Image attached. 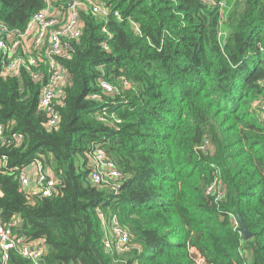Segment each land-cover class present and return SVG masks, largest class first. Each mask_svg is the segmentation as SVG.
<instances>
[{
  "label": "trees",
  "instance_id": "trees-1",
  "mask_svg": "<svg viewBox=\"0 0 264 264\" xmlns=\"http://www.w3.org/2000/svg\"><path fill=\"white\" fill-rule=\"evenodd\" d=\"M213 2L96 0L105 16L81 9L74 52L58 59L69 83L56 130L38 109L45 79L0 75V124L21 137L0 148V217L18 236L45 241L44 264H264V0ZM44 9V0H0V24L22 32ZM98 149L123 176L116 193L88 180ZM32 164L52 172V196L19 190ZM215 180L225 193L217 201L206 192ZM99 213L128 234L126 251L104 249ZM8 264L33 263L10 252Z\"/></svg>",
  "mask_w": 264,
  "mask_h": 264
},
{
  "label": "built area",
  "instance_id": "built-area-1",
  "mask_svg": "<svg viewBox=\"0 0 264 264\" xmlns=\"http://www.w3.org/2000/svg\"><path fill=\"white\" fill-rule=\"evenodd\" d=\"M45 9L34 14L24 31L11 32L0 24V75L3 78L21 77L22 73H28L34 82L45 79L40 91L38 109L46 116L45 128L53 131L58 128L60 114L56 108L62 104V89L69 83L68 75L62 68L58 59L69 60L74 52L73 41L81 35L82 22L79 17L81 9L91 8L93 14L105 16L106 9L97 5L95 0H65L67 7L60 5L61 0H44ZM207 4H214L213 0H203ZM225 2L220 3L224 9ZM116 18L119 16L115 14ZM219 35H222L220 33ZM44 68L47 76L44 77ZM102 94H110L113 88L106 81L99 82ZM121 87L129 88L126 81L121 82ZM91 100L98 101L99 94H92ZM21 145V137L10 138L5 135V127L0 124V148ZM208 142H204L200 150L206 151ZM92 168L88 174V180L94 187H103L113 193L118 191L123 180L122 174L114 165L106 160L101 149L91 155ZM18 174L19 190L24 192L27 198L33 196L50 197L56 193L57 181L50 170H43L39 164H32ZM8 159L0 155V171H7ZM29 172H31L29 174ZM221 184L215 180L207 188V193L212 194L215 200L223 199L225 193ZM99 218L104 225L103 247L106 251L116 249L124 252L128 249L129 236L117 226L114 221L108 223L102 213ZM13 222H3L0 217V264H8L10 252H15L33 264L43 261L48 247L42 239L29 241L18 236L13 231ZM196 254L195 249L190 250ZM196 264H205L201 257L196 258Z\"/></svg>",
  "mask_w": 264,
  "mask_h": 264
},
{
  "label": "water",
  "instance_id": "water-1",
  "mask_svg": "<svg viewBox=\"0 0 264 264\" xmlns=\"http://www.w3.org/2000/svg\"><path fill=\"white\" fill-rule=\"evenodd\" d=\"M240 222V230L244 236L245 239H248L251 237V234L245 229V227L241 224V221L239 220ZM40 263H43V261H40Z\"/></svg>",
  "mask_w": 264,
  "mask_h": 264
},
{
  "label": "crops",
  "instance_id": "crops-1",
  "mask_svg": "<svg viewBox=\"0 0 264 264\" xmlns=\"http://www.w3.org/2000/svg\"><path fill=\"white\" fill-rule=\"evenodd\" d=\"M30 168H31V167H27V170L29 171V170H30ZM30 173H31V172H29V174H30ZM108 223L112 224V223H113V221H112V222H108ZM102 229H104V225H103Z\"/></svg>",
  "mask_w": 264,
  "mask_h": 264
},
{
  "label": "rangeland",
  "instance_id": "rangeland-1",
  "mask_svg": "<svg viewBox=\"0 0 264 264\" xmlns=\"http://www.w3.org/2000/svg\"><path fill=\"white\" fill-rule=\"evenodd\" d=\"M96 1V0H95ZM229 3H231V2H229ZM110 94H112V93H110ZM110 94H103V95H110ZM105 189V188H104Z\"/></svg>",
  "mask_w": 264,
  "mask_h": 264
},
{
  "label": "clouds",
  "instance_id": "clouds-1",
  "mask_svg": "<svg viewBox=\"0 0 264 264\" xmlns=\"http://www.w3.org/2000/svg\"><path fill=\"white\" fill-rule=\"evenodd\" d=\"M44 263V262H43Z\"/></svg>",
  "mask_w": 264,
  "mask_h": 264
}]
</instances>
